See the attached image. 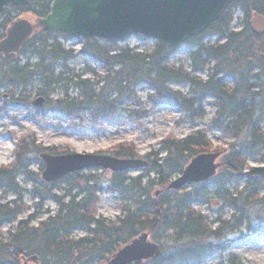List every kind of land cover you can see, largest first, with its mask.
Listing matches in <instances>:
<instances>
[{"label": "trees", "instance_id": "trees-1", "mask_svg": "<svg viewBox=\"0 0 264 264\" xmlns=\"http://www.w3.org/2000/svg\"><path fill=\"white\" fill-rule=\"evenodd\" d=\"M50 2L31 1L25 7L5 10L0 15V40L13 21L9 17L11 11H19L18 17L37 20L48 14ZM236 10L241 11L243 22L238 31L230 28ZM253 13L264 16V0H238L203 34L190 38L185 43L194 48L188 58L190 72L181 66L168 65L174 50L160 41L152 42L150 50L139 52L118 47L116 41L82 40L81 54L100 64L105 75L95 84L86 80L74 84L76 89H83L80 101L67 96L49 100L57 90H65V83L72 82L62 72L55 73L54 67L65 65L74 57V51L64 48L52 33L34 32L21 46L14 62L0 56V88L8 87L12 98L17 89L25 90L39 83L37 96L50 109L65 116L89 110L97 119L122 102L134 99L135 87L144 83L154 90L155 102L190 117L202 118V105L210 97L216 107L211 125L234 140L220 159L221 167L212 179L172 191L160 199L149 194L148 186L153 182L148 180V186L143 187L141 180L145 176L132 178L128 172L111 173L104 187L97 182L96 175L72 173L59 181L67 184L59 197L53 194L55 183H42L41 188L35 186L34 193L40 201L52 199L58 205L57 212L36 226L31 225L35 215L19 221L16 231L8 232L7 238L0 232V264H18L23 253L37 256L40 264L106 263L120 247L142 233H148L161 249L159 257L142 264H203L214 256L220 258L218 264H245L227 252L232 242L228 238L243 228L250 235L264 234V180L246 174V158L257 152L264 156V34L255 35L250 31ZM2 16L5 17L1 19ZM211 36H216L217 42H202ZM25 54L37 61L20 65L19 56ZM204 70L207 71L205 79L196 75ZM226 79L231 80V87L224 83ZM169 83H187L189 94L171 90ZM15 101L25 103L22 99ZM212 148L202 132L180 140L168 136L160 142L157 152L142 157L147 166L141 171L146 175L155 173L154 184L166 190L171 179L181 175L192 158L210 153ZM43 153L61 155L68 151L45 149L25 137L17 144L14 166L0 168L2 194L17 196V200L7 203H2L0 198V229L15 220L23 208L15 176L25 175L27 180L36 183V175L29 171V165L38 161L33 156ZM109 153L115 158H139L132 144L119 145ZM162 153L164 156L160 157ZM38 162L43 169L42 161ZM240 182L244 186L238 190L234 186ZM210 184L218 207V216L213 220L192 208L195 203L206 205L211 201ZM230 184L234 185L232 191L228 188ZM103 190L114 195L136 191L138 206L133 211L124 210L122 218L109 222L97 214L98 194ZM225 208L231 210L227 217ZM75 231L85 235L73 239Z\"/></svg>", "mask_w": 264, "mask_h": 264}, {"label": "rangeland", "instance_id": "rangeland-1", "mask_svg": "<svg viewBox=\"0 0 264 264\" xmlns=\"http://www.w3.org/2000/svg\"><path fill=\"white\" fill-rule=\"evenodd\" d=\"M12 13L14 15L18 14V16L21 15L19 11H11ZM242 27V13L236 10L234 12V21L230 28L238 31ZM52 35L64 48L73 50L74 57L66 62L65 65L57 64L54 67L55 73L62 72L64 78L72 79V82L65 83V90H57L49 97V100L54 101L67 96L73 100L77 99L80 101L83 98V89H76L74 84L79 80H86L90 84H95L104 77L105 71L100 64L92 61L89 56L81 54L80 50L83 44L81 39L68 40L55 33H52ZM202 42L212 44L217 42V40L205 37ZM117 46L130 49L137 48L138 51L144 49L150 50L152 42L133 36L121 41ZM193 49V47L186 44L181 45L170 56L168 65L175 66L176 68L181 66L187 72H190L188 58ZM19 58L20 65L25 64L27 61L29 63L37 61L34 57H28L27 54L20 55ZM196 75L205 79L207 71L204 70ZM224 83L228 87L232 86V82L229 79H226ZM39 86V83H34L25 90L17 89L13 95L14 100L8 87L0 88V168H12L14 166L17 144L25 137L33 139L35 144L42 148L66 149L71 154L111 156L110 150L119 145L132 144L138 150L139 158L142 160H144L143 156L151 152H157L160 149V142L168 136H173L180 140L197 132L205 133L213 147L210 153L223 152L222 157L225 151L229 150V145L234 142L232 138L224 135L221 130L211 125L216 107L213 105L210 97H207L205 103L202 105L204 116L202 118L190 117L177 112L175 109L161 102H155V99L152 98L154 90L143 83L135 87L134 99L126 100L116 106L115 109L106 111L103 116L94 119L89 110L80 111L78 115L65 116L54 109H50L46 101L41 107L35 106L33 102L40 97L37 96V88ZM168 87L183 95L189 94V85L187 83H169ZM97 88H95L96 92ZM17 99H22L25 103H17L15 101ZM163 156L164 154L162 153L160 157ZM33 157L37 158L38 161L40 159L36 155ZM38 161H32L29 165V171L36 175V183L27 180L25 175L17 173L15 176V183L21 190L20 203L23 205V208L15 220L1 227L0 232L4 234V238H7L8 232L14 233L16 231L19 221L27 220L28 217L35 215V220L31 225L36 226L39 222L46 220L57 212L58 205L55 201L49 199L41 202L34 193L33 188L35 186L41 188L40 184L45 183L41 177L43 169L40 168V162ZM246 163L248 171L252 167L263 166L264 156L261 152H257L248 156ZM80 172L82 175H96L98 177L97 182L102 187H104V182L111 174L110 171L101 169ZM128 176L132 178L145 176L141 180L143 187L148 186V180L153 182V184L148 186L151 198L160 199L172 192V190H163V188L154 184L156 183V175L153 172L146 175L145 171H132L128 172ZM178 176H174L171 181ZM55 184L56 187L53 194L58 197L62 196L67 189V184L60 182ZM233 186V184H230L228 188L231 191L234 187L240 190L244 186V183L240 182L236 186ZM190 187L191 185L188 186V188ZM210 190L211 194L209 198H211V201L206 205L195 203L192 205V208L195 211H200L209 220H213L218 216L216 212L218 207L214 203L216 200L212 193L214 189L211 184ZM98 196L100 200L97 214L109 222H115L122 218L124 210L133 211L138 206L139 201V193L136 191L131 193L122 192L114 195L103 190ZM0 198L2 199V203L17 200L16 195H3L1 190ZM230 213V209H224L225 217ZM84 235L85 233L82 231H75L71 237L78 239ZM228 239L232 241L230 242L228 254L232 253L236 255L245 264H264V234L250 235L243 228L239 233L231 235ZM219 261L220 258L214 256L203 264H218ZM21 263V258H19L18 264ZM96 264L106 263L99 262Z\"/></svg>", "mask_w": 264, "mask_h": 264}, {"label": "water", "instance_id": "water-1", "mask_svg": "<svg viewBox=\"0 0 264 264\" xmlns=\"http://www.w3.org/2000/svg\"><path fill=\"white\" fill-rule=\"evenodd\" d=\"M32 0H0V14L9 7H24ZM41 1V0H37ZM238 0H52L49 13L37 20L20 18L6 29L0 41V54L16 60L21 46L34 32H54L70 38L121 41L130 36L160 41L174 50L190 38L203 34L219 20L229 6ZM250 31L264 34V16L253 13ZM38 98L35 106H42ZM223 152L205 153L190 160L181 175L167 186L177 191L189 185L210 180L221 167ZM44 164L42 180L54 183L84 170H108L112 173L138 171L147 166L142 159L115 158L99 154H41ZM264 180V165L246 172ZM157 195V194H156ZM159 245L142 233L119 248L106 264H142L159 257ZM21 264H40L37 256L23 253Z\"/></svg>", "mask_w": 264, "mask_h": 264}]
</instances>
